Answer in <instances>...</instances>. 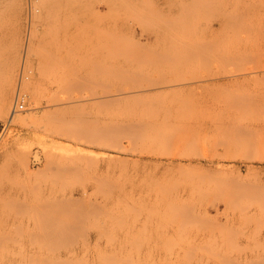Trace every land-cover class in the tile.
I'll return each instance as SVG.
<instances>
[{
	"label": "rangeland",
	"instance_id": "obj_1",
	"mask_svg": "<svg viewBox=\"0 0 264 264\" xmlns=\"http://www.w3.org/2000/svg\"><path fill=\"white\" fill-rule=\"evenodd\" d=\"M29 1L1 2L0 264H264V0Z\"/></svg>",
	"mask_w": 264,
	"mask_h": 264
},
{
	"label": "bare ground",
	"instance_id": "obj_2",
	"mask_svg": "<svg viewBox=\"0 0 264 264\" xmlns=\"http://www.w3.org/2000/svg\"><path fill=\"white\" fill-rule=\"evenodd\" d=\"M5 1V0H4ZM4 1L2 2V0H0V7H2L3 6V4H4ZM136 1H146V0H136ZM1 2L3 3V4H1ZM35 4L34 5V7L32 8V12L29 10V12H31L30 14L31 15H33V18H34V15H35V19H37L36 21H44V20H47L48 19V0H44V5H42V4H40V3H42V0H41V2L38 4V6H40V7H42L41 8V12L40 13H38L39 12V7L37 8V13H36V8L35 7H37V1H36V3H33V2H30L29 1V4ZM31 4H30V6H31ZM2 5V6H1ZM1 9H3V7L2 8H0V12H2L1 11ZM29 9H30V7H29ZM4 17V16H3ZM32 17V16H31ZM36 17H38V18H36ZM35 19H32V20H35ZM40 22V23H41ZM33 24V23H32ZM31 24V25H32ZM36 24V25H35ZM35 25V26H34ZM37 26V23H34L33 25H32V28H33V33H35V35L37 34V31H36V29H34V27H36ZM31 27V26H30ZM31 28V29H32ZM30 29V30H31ZM36 31V32H35ZM30 32H32V31H30ZM33 33H30V35H29V37L31 38L32 36H34L33 37V39L35 38V35H33ZM32 35V36H31ZM0 39H1V37H0ZM11 45H12V43H10ZM14 44V43H13ZM33 44V43H32ZM26 45V44H25ZM30 43H28V45L25 47L26 48V53H28V51L30 50ZM14 46V45H13ZM33 46V45H32ZM12 47V46H11ZM31 51V50H30ZM26 53H24L25 55H26ZM28 57H29V55H28ZM25 58V57H24ZM24 61V60H23ZM24 63V62H23ZM22 63V64H23ZM9 65V66H8ZM5 68H4V70H2L3 71V77H2V79H3V89H2V97H1V99H0V111H1V109H3V110H6V111H9V109H10V107H11V104H12V86H13V83H12V80H14L13 79V76H14V72H13V68H12V70H11V68L10 67H12V65H10V64H8ZM24 66V65H23ZM22 76V75H21ZM147 80V79H146ZM153 80H155L154 78H153ZM144 82V81H143ZM146 82H148V81H146ZM145 82V83H146ZM151 82V81H150ZM149 82V83H150ZM153 82V81H152ZM161 83V82H160ZM155 84V83H154ZM159 84V83H158ZM139 85H141L140 83H139ZM152 85H153V83H152ZM156 86H159V85H161V84H159V85H157V84H155ZM20 87V86H19ZM138 87H140V86H137V89L136 90H138L139 88ZM149 87V86H148ZM140 88H142V86L140 87ZM145 88H147V87H145ZM132 89V88H131ZM131 89H128V90H131ZM143 89V88H142ZM135 90V89H134ZM133 90V91H134ZM145 90V89H144ZM120 91V90H119ZM132 91V90H131ZM121 92H123V91H121ZM125 92V91H124ZM140 92V91H139ZM115 93V92H114ZM120 93V92H119ZM117 94V93H116ZM132 94V93H131ZM156 94V93H155ZM154 94V95H155ZM160 94V93H159ZM153 95V94H152ZM132 96H134V95H132ZM141 96H147V94L146 95H141ZM148 96H149V94H148ZM19 97V96H18ZM16 105H17V103H15V109H16ZM13 115V114H12ZM14 119H16L14 116H11L10 117V119H9V121L10 122H12V121H14ZM23 118H21L20 117V119H19V117H18V120L20 121V122H18V123H21V122H25L24 120L23 121H21ZM17 120V121H18ZM17 121H14V122H17ZM252 168V167H251ZM249 169V168H248Z\"/></svg>",
	"mask_w": 264,
	"mask_h": 264
},
{
	"label": "built area",
	"instance_id": "obj_3",
	"mask_svg": "<svg viewBox=\"0 0 264 264\" xmlns=\"http://www.w3.org/2000/svg\"><path fill=\"white\" fill-rule=\"evenodd\" d=\"M16 103H17L16 109L22 110L23 109L22 99L21 100H17Z\"/></svg>",
	"mask_w": 264,
	"mask_h": 264
}]
</instances>
